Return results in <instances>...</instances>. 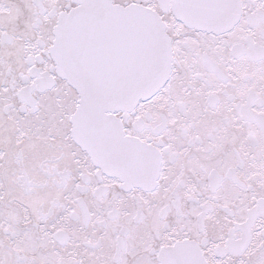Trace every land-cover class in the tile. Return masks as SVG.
<instances>
[{
	"label": "snow or ice",
	"instance_id": "6c2138e0",
	"mask_svg": "<svg viewBox=\"0 0 264 264\" xmlns=\"http://www.w3.org/2000/svg\"><path fill=\"white\" fill-rule=\"evenodd\" d=\"M0 264H264V0H0Z\"/></svg>",
	"mask_w": 264,
	"mask_h": 264
}]
</instances>
